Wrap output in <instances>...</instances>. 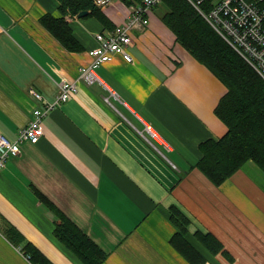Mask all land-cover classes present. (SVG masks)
Segmentation results:
<instances>
[{"label": "crops", "instance_id": "crops-1", "mask_svg": "<svg viewBox=\"0 0 264 264\" xmlns=\"http://www.w3.org/2000/svg\"><path fill=\"white\" fill-rule=\"evenodd\" d=\"M123 0L101 7L113 25ZM132 33V62L120 55L96 68L99 83L78 90L43 118L37 142L24 140L0 170V264H34L2 231L13 225L53 264H83L56 239L52 202L103 251L102 264H191L170 242L171 206L189 219L203 264H264V171L246 161L221 184L197 167L199 144L226 130L214 108L224 85L175 39L156 11ZM59 16L57 0H0V132L14 138L61 81L77 76L108 31L96 17L67 19L81 49L64 47L40 22ZM149 126L167 145L154 141ZM154 143L152 145V143ZM222 244L212 254L192 234Z\"/></svg>", "mask_w": 264, "mask_h": 264}, {"label": "trees", "instance_id": "trees-1", "mask_svg": "<svg viewBox=\"0 0 264 264\" xmlns=\"http://www.w3.org/2000/svg\"><path fill=\"white\" fill-rule=\"evenodd\" d=\"M59 16L45 13L41 24L67 49L80 50L72 33L68 16L87 11L104 26L113 25L93 0H57ZM126 5L139 0H123ZM166 9L163 24L174 34L176 41L193 58L206 66L225 87L214 108L215 115L226 130L218 139H206L199 144L200 157L196 167L215 185L221 184L246 161H254L264 171V79L233 49L205 20L188 0H160ZM164 8V7H163ZM58 216L54 236L83 264H102L103 251L78 225L52 202H46ZM169 220L175 231L170 242L191 264H203L205 254L189 241L190 219L176 206L169 209ZM2 231L8 239L21 246L34 264H53L38 248L27 241L11 224ZM192 237L208 252L222 250L220 241L209 232L196 230Z\"/></svg>", "mask_w": 264, "mask_h": 264}, {"label": "built area", "instance_id": "built-area-1", "mask_svg": "<svg viewBox=\"0 0 264 264\" xmlns=\"http://www.w3.org/2000/svg\"><path fill=\"white\" fill-rule=\"evenodd\" d=\"M97 6L108 5L112 0H93ZM160 0H139L128 6L126 19L112 30L95 34L97 45L87 51L90 61L78 67L74 79L61 81L58 91L51 100L43 99L41 93L31 92L40 104L32 109L31 119L20 128L14 138L0 132V170L4 168L10 155L20 152V143L24 140L37 142L43 134V118L52 109L59 107L78 90V82L99 83L109 91L110 96L118 99L117 94L99 78L96 68L120 55L126 62H132L129 51L132 33L144 29L149 24V16ZM205 20L220 34L246 62L264 79V0H188ZM151 138L167 145L156 133L146 126ZM152 143V142H150ZM154 143H152L153 145Z\"/></svg>", "mask_w": 264, "mask_h": 264}, {"label": "rangeland", "instance_id": "rangeland-1", "mask_svg": "<svg viewBox=\"0 0 264 264\" xmlns=\"http://www.w3.org/2000/svg\"><path fill=\"white\" fill-rule=\"evenodd\" d=\"M164 7V8H163ZM166 9V7L164 6V4H162V3H158L157 4V9H156V11L158 12V13H162V12H164V10Z\"/></svg>", "mask_w": 264, "mask_h": 264}, {"label": "water", "instance_id": "water-1", "mask_svg": "<svg viewBox=\"0 0 264 264\" xmlns=\"http://www.w3.org/2000/svg\"><path fill=\"white\" fill-rule=\"evenodd\" d=\"M87 11H80L77 15H76V17H83V16H85V15H87Z\"/></svg>", "mask_w": 264, "mask_h": 264}]
</instances>
